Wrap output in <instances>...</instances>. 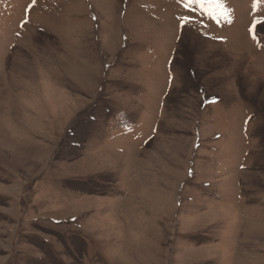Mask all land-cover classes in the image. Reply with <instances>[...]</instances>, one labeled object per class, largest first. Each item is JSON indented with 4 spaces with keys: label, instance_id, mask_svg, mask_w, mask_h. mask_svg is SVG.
Returning <instances> with one entry per match:
<instances>
[{
    "label": "rangeland",
    "instance_id": "obj_1",
    "mask_svg": "<svg viewBox=\"0 0 264 264\" xmlns=\"http://www.w3.org/2000/svg\"><path fill=\"white\" fill-rule=\"evenodd\" d=\"M263 59L264 0H0V264H264Z\"/></svg>",
    "mask_w": 264,
    "mask_h": 264
},
{
    "label": "snow or ice",
    "instance_id": "obj_2",
    "mask_svg": "<svg viewBox=\"0 0 264 264\" xmlns=\"http://www.w3.org/2000/svg\"><path fill=\"white\" fill-rule=\"evenodd\" d=\"M185 8L190 6H199L201 11L207 10L212 6L214 0H183Z\"/></svg>",
    "mask_w": 264,
    "mask_h": 264
},
{
    "label": "bare ground",
    "instance_id": "obj_3",
    "mask_svg": "<svg viewBox=\"0 0 264 264\" xmlns=\"http://www.w3.org/2000/svg\"><path fill=\"white\" fill-rule=\"evenodd\" d=\"M169 18V17H168ZM171 19V18H170ZM170 21V20H169ZM173 23V22H172ZM258 26V25H257ZM170 27V26H169ZM171 28V27H170ZM257 43V42H256ZM185 50V49H184ZM183 53V52H182ZM189 53V52H188ZM264 60V59H263ZM242 87V86H241ZM247 107V106H246ZM252 108V107H251ZM249 111V110H248ZM250 113V112H249ZM253 120V119H252Z\"/></svg>",
    "mask_w": 264,
    "mask_h": 264
}]
</instances>
